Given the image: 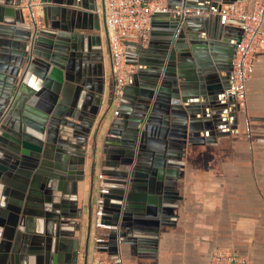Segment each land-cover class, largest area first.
Masks as SVG:
<instances>
[{"label": "water", "instance_id": "water-1", "mask_svg": "<svg viewBox=\"0 0 264 264\" xmlns=\"http://www.w3.org/2000/svg\"><path fill=\"white\" fill-rule=\"evenodd\" d=\"M20 1L0 5V264H78L71 235L81 218L85 264L94 220L110 226L108 251L121 244L152 250L175 206L186 147L215 140L237 122L231 60L242 25L228 26L217 12L245 0H167V9L210 13L153 14L147 43L137 50L140 66L114 115L113 92L100 115V92L75 70L77 60L89 59L88 41H97L85 31L99 29V7L110 52L105 1L39 0L41 26L25 18ZM228 106L234 112L226 116ZM94 123L88 195L78 207ZM97 162L105 193L98 192Z\"/></svg>", "mask_w": 264, "mask_h": 264}, {"label": "crops", "instance_id": "crops-1", "mask_svg": "<svg viewBox=\"0 0 264 264\" xmlns=\"http://www.w3.org/2000/svg\"><path fill=\"white\" fill-rule=\"evenodd\" d=\"M2 1L6 0H0V5ZM261 1L264 3V0ZM146 2H159L165 7L170 3L167 0ZM244 2L247 8H252L253 0ZM95 4L99 5L100 0H95ZM174 7L179 9L181 6ZM40 10L39 6L35 10L39 26ZM22 11L25 18H28L27 11ZM97 13L99 29L85 31L94 35L97 41H88L89 59L83 57L79 62L77 60L75 70L78 68L80 74L90 78L94 89L100 92L96 96L101 99V115L111 100L114 77L100 7ZM200 16L206 17L207 14ZM153 19L152 16L151 22ZM6 20L9 21L10 18ZM97 22L92 20L93 25H97ZM228 26H234L232 21H229ZM262 27L264 30V19ZM149 36L144 41L132 37L125 41L127 61L134 67L127 84L133 81L132 74L140 66L137 50L146 45ZM221 73L216 72L214 82L220 81ZM124 103L128 102L124 100ZM118 107L119 104L113 103L109 114L114 115ZM232 109L229 106L224 109L226 116L234 112L230 111ZM198 120L201 122V118ZM94 127L95 123L90 134L85 137L87 152L83 169L86 180L77 184L80 198L78 207L85 206L88 195ZM222 130L215 140L197 142L186 147V156L182 158L184 164L179 168L183 174L176 179L175 206L166 218L167 223L160 227L154 248L144 251L134 248L131 251L128 244H121L114 251L111 247L110 251L99 254L104 259L102 264H209L211 253L219 248L235 250L248 257L253 264H264V43L255 56L253 71L247 81L245 104L237 111V122H229ZM100 149L101 142L98 139L96 150L101 159L104 155ZM94 173L96 184L99 185V175L105 179L99 162L94 166ZM84 215L85 212L83 217ZM75 221L74 223H81V227L71 237L78 246V264H85V219ZM95 222L96 220L93 221L90 231L87 264L95 256ZM69 245L74 246V243Z\"/></svg>", "mask_w": 264, "mask_h": 264}, {"label": "built area", "instance_id": "built-area-1", "mask_svg": "<svg viewBox=\"0 0 264 264\" xmlns=\"http://www.w3.org/2000/svg\"><path fill=\"white\" fill-rule=\"evenodd\" d=\"M39 0H21L20 6L27 11L28 18L36 20V8ZM106 23L109 32V47L112 59V72L114 77L113 103L121 101L128 76L134 67L127 61L125 53V41L128 38L146 40L152 16L155 12L169 11L172 14L200 16L209 14L208 11H200L192 8L167 9L159 2H146V0H105ZM229 21L241 23L242 35L236 45L231 60L232 67V92L239 105L245 104L247 96V81L253 71L254 60L257 51L264 43V3L261 0H253L252 8H247L244 1H235L223 5L217 12ZM117 110L114 111V114ZM248 124V121H247ZM101 179L99 193L107 192L106 184ZM102 199L96 198V205L101 204ZM109 225L101 221L95 222L96 233L93 240L94 259L90 264H102L104 259L99 254L107 250L106 243L109 235ZM209 264H253L251 260L235 250L219 248L211 253Z\"/></svg>", "mask_w": 264, "mask_h": 264}]
</instances>
